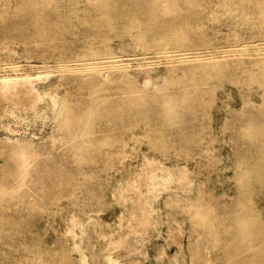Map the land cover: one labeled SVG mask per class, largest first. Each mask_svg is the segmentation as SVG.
I'll return each mask as SVG.
<instances>
[{"label":"rangeland","instance_id":"374dc122","mask_svg":"<svg viewBox=\"0 0 264 264\" xmlns=\"http://www.w3.org/2000/svg\"><path fill=\"white\" fill-rule=\"evenodd\" d=\"M0 264H264V0H0Z\"/></svg>","mask_w":264,"mask_h":264},{"label":"bare ground","instance_id":"6f19581e","mask_svg":"<svg viewBox=\"0 0 264 264\" xmlns=\"http://www.w3.org/2000/svg\"><path fill=\"white\" fill-rule=\"evenodd\" d=\"M25 81V80H24ZM26 81H27V78H26ZM28 81H30V80H28ZM22 82V81H21ZM21 82H19V79H10V78H8V79H3V81H2V83H1V91L3 90V92L4 93H8L9 91H11L10 90V88L12 87V86H15V85H18V84H20ZM23 83V82H22ZM15 87H17V86H15ZM19 87V86H18ZM13 88V87H12ZM11 88V89H12Z\"/></svg>","mask_w":264,"mask_h":264}]
</instances>
